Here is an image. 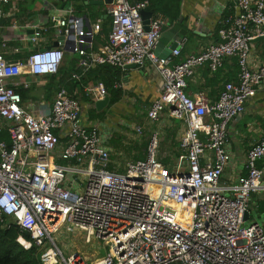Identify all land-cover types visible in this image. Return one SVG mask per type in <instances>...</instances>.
Listing matches in <instances>:
<instances>
[{"label":"built area","instance_id":"2783aa9c","mask_svg":"<svg viewBox=\"0 0 264 264\" xmlns=\"http://www.w3.org/2000/svg\"><path fill=\"white\" fill-rule=\"evenodd\" d=\"M148 6L149 0H115L108 42L96 51L93 33L80 29L79 20L58 21L57 27L73 31L69 40L82 74L94 65L125 69L150 62L158 69L161 93L148 119L158 122L168 110L187 125L175 168L160 160L156 132L146 159L129 162L123 173L110 171L111 151L99 128L85 123L81 102L64 88L46 115L24 106L19 84L10 80L26 73L23 67L34 77L57 75L65 58L62 43L19 62L0 53V119L11 137L10 145L0 143V226L28 233L31 240L19 236L17 242L25 250L35 247L42 264H264V227L245 221L253 195L264 194V137L248 152L247 174L232 185L221 183L231 161L228 126L264 84V60L257 68L250 61L255 41L264 37V0H238L222 21L219 41L182 61L183 42L171 57L156 56L169 21L157 15L146 31L142 11ZM68 12L73 15V8ZM40 36L36 32L32 40ZM228 58L237 59L238 80L227 82L218 100L187 93L199 68L217 71ZM87 93L96 101L108 96L103 83ZM62 228L85 234L86 242L102 241L105 255L91 263L79 253L66 257L54 240Z\"/></svg>","mask_w":264,"mask_h":264},{"label":"crops","instance_id":"0c3cea01","mask_svg":"<svg viewBox=\"0 0 264 264\" xmlns=\"http://www.w3.org/2000/svg\"><path fill=\"white\" fill-rule=\"evenodd\" d=\"M237 1L182 0V26L188 31V35L182 41L184 48L177 61L199 54L209 45L219 41L218 27L225 18L235 12ZM70 7L73 8V15L68 12ZM110 7L111 5H95L91 0H9L7 3L0 1V11L3 13L0 14V53L5 56L7 61H25L35 51L48 47H59L61 43L65 53L64 61L57 75L34 77L25 71L26 73L21 77L10 80L9 83L19 84L17 88L22 89L25 95L24 106L36 116L46 115L51 111L56 95L63 88L72 96H77L81 102L85 123L88 126L99 128L111 151L110 165H112L113 172L123 173L129 162L146 159L147 151L144 154L140 153V151L143 152L141 146L144 142L149 144L151 135L156 132L159 134L160 148L163 152L161 157L159 156L160 160L168 158L171 166L174 164L173 168H175L178 158L176 159L174 152L181 150L180 144L187 128L186 123L172 118L168 110L161 115L158 122H151L146 114L161 93L162 77L158 69L150 62L135 69L111 66L115 70L111 73L118 76L115 77L116 89L120 90L122 95L117 103L114 105L109 103L105 109L99 111L95 106L97 101L88 95L87 88L98 84L97 81H94L97 76L94 70L102 65H94L89 71L82 74L80 55L73 51L72 42L68 38L62 39L66 34H64V30L57 27L58 21L79 20L81 22L80 29L93 33L92 45L93 50L96 51L109 39L110 32L107 34L106 29L111 27L107 25L110 18ZM153 17L155 16L153 15ZM36 32H40L41 36L37 41H33ZM263 60L264 41H259L254 44L250 60L251 66L257 68ZM75 74L81 75L80 78H74ZM100 74L103 78H111L108 73L100 72ZM238 74L239 67L236 58H228L224 66L217 71L211 70L209 66L205 65L188 79L187 93L194 96L204 92L211 101H216L227 82H237ZM89 77L92 80L83 86V90L77 89L72 93L68 90L67 85L70 82H79L83 78L88 79ZM103 82L101 79L100 83ZM86 96L92 103L86 99ZM93 111H95V115H103L102 120L98 117L91 118ZM121 111H127L133 116L136 111L138 115L141 114L137 119L141 120L143 124L142 127L141 124H138V127L143 130L141 134L136 130V124L132 123L130 119L117 115ZM137 123L139 122L137 121ZM5 127L6 125L0 120V129H6ZM142 136L149 140L142 142L140 140ZM263 137L264 84L259 88L257 95L247 102L245 112L230 122L228 126L226 147L231 154V161L224 171L221 181L223 185H232L247 174L248 152ZM112 140H116L117 148L110 144ZM132 148H140V150L136 149L137 152L131 154ZM136 156H144V158ZM259 167L264 172V160L259 162ZM262 195L264 194L255 196H259L257 199H264Z\"/></svg>","mask_w":264,"mask_h":264},{"label":"trees","instance_id":"16d2710c","mask_svg":"<svg viewBox=\"0 0 264 264\" xmlns=\"http://www.w3.org/2000/svg\"><path fill=\"white\" fill-rule=\"evenodd\" d=\"M137 1V0H136ZM181 3L182 0H149V6L148 8L153 13L154 16L162 15L165 17L169 24L174 25L177 24L181 19ZM226 19V18H225ZM107 25L111 26V18H109ZM221 27V25L218 27ZM112 26L108 29H106L107 34L111 32ZM238 64V62H237ZM239 67V66H238ZM97 74L94 81L96 83H100L101 79L104 81L107 90L109 91V97H110V103L111 105H114L117 103L122 95V92L118 89H116L115 86V77H118L115 73H111L115 71L113 67L104 65L99 66L97 70H94ZM102 73H108L111 75V78H103V76L100 74ZM92 79L89 77L88 79L83 78L79 82H70L67 85L68 90L72 93L77 89L83 90V86ZM17 92L21 94L22 98L24 99V91L20 88H17ZM75 96V95H74ZM77 98V96H75ZM86 99L89 100V98L86 96ZM90 103H92L91 100H89ZM103 115H95V111H93L91 118L96 119L97 117L102 120ZM1 120V119H0ZM6 128V127H5ZM116 140H112L110 143L113 145V147L117 148L115 145ZM6 142L9 145L11 144V137L7 129H0V143ZM143 148V152L140 151V153H146L148 142H144L141 146ZM177 147V146H176ZM141 148V149H142ZM140 148H132L131 154H134L137 152V150ZM182 150V149H181ZM177 151L174 152L176 154V159L180 157V155L183 153V151ZM163 152L159 146V156L162 155ZM139 158H144V156H136ZM161 157V156H160ZM112 158V157H111ZM161 161L164 163V165L169 169L173 170L174 164L171 166V162L168 158L161 159ZM59 163L64 164L65 162L62 160H58ZM110 171H113L112 165L108 168ZM255 204V209L259 212L261 216L264 217V199H256L253 202ZM19 236H24L26 239L31 240L30 235L26 232H24L19 226L17 225H11L5 228H2L0 226V264H42L40 260V254L38 253V250L33 247L30 250H25L22 246H20L17 242V239Z\"/></svg>","mask_w":264,"mask_h":264},{"label":"rangeland","instance_id":"374dc122","mask_svg":"<svg viewBox=\"0 0 264 264\" xmlns=\"http://www.w3.org/2000/svg\"><path fill=\"white\" fill-rule=\"evenodd\" d=\"M117 115L118 116L121 115L125 118L130 119L132 123L136 124L135 125L136 127L139 126L138 124H141L140 125L141 127L143 125L141 120L140 121L137 120L138 117L141 116V114L139 115L137 114V111L134 113V116L128 113L127 111H123V112L121 111V113H118ZM143 117L145 118L146 115L144 114ZM137 121L139 123H137ZM140 140L144 142L145 140H149V139H146V137L142 136ZM262 196L261 198H263ZM257 197L259 196H255V194L253 195L254 200H256ZM251 215H252L251 219L248 220L247 224L259 223L264 227V217L261 216L256 209H254L253 204L251 205ZM54 240L58 244L59 248L63 251L66 257L74 253H79L85 256L88 262L91 263L94 262L96 259L103 257L106 253V248L102 241L93 239L91 242H86V235L81 232H76L74 234H71L68 233L65 228H62L58 233L54 235Z\"/></svg>","mask_w":264,"mask_h":264},{"label":"water","instance_id":"95a60500","mask_svg":"<svg viewBox=\"0 0 264 264\" xmlns=\"http://www.w3.org/2000/svg\"><path fill=\"white\" fill-rule=\"evenodd\" d=\"M115 0H98L93 1V4L95 5H113ZM142 16L144 19V26L145 30H149V25L151 23V19L153 18V13L150 11L149 8L142 11ZM183 19H180V21L177 24L174 25H166L163 27L162 30V37L155 49V54L160 59H167L171 57L174 50H176L179 47V44L182 43L183 39L187 37L188 31L185 30L182 26ZM73 31H70V33H67L62 37L70 39L71 36H73ZM264 41V37L258 38L255 42ZM51 47H48L46 49H50ZM137 68L136 65H128L126 66V69H135ZM110 103L109 96H106L103 100H99L95 103V106L97 110L102 111L105 109ZM250 217V212H247L245 215V221H248Z\"/></svg>","mask_w":264,"mask_h":264},{"label":"bare ground","instance_id":"6f19581e","mask_svg":"<svg viewBox=\"0 0 264 264\" xmlns=\"http://www.w3.org/2000/svg\"><path fill=\"white\" fill-rule=\"evenodd\" d=\"M23 71H28V68L27 67H23Z\"/></svg>","mask_w":264,"mask_h":264}]
</instances>
